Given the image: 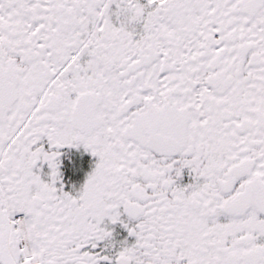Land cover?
<instances>
[{"label":"snow or ice","instance_id":"obj_1","mask_svg":"<svg viewBox=\"0 0 264 264\" xmlns=\"http://www.w3.org/2000/svg\"><path fill=\"white\" fill-rule=\"evenodd\" d=\"M0 264H264V0H0Z\"/></svg>","mask_w":264,"mask_h":264}]
</instances>
